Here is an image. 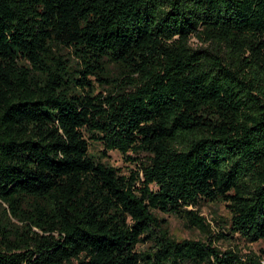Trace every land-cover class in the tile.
Segmentation results:
<instances>
[{
	"label": "trees",
	"instance_id": "16d2710c",
	"mask_svg": "<svg viewBox=\"0 0 264 264\" xmlns=\"http://www.w3.org/2000/svg\"><path fill=\"white\" fill-rule=\"evenodd\" d=\"M209 203L264 242V0H0V264H264Z\"/></svg>",
	"mask_w": 264,
	"mask_h": 264
},
{
	"label": "rangeland",
	"instance_id": "374dc122",
	"mask_svg": "<svg viewBox=\"0 0 264 264\" xmlns=\"http://www.w3.org/2000/svg\"><path fill=\"white\" fill-rule=\"evenodd\" d=\"M193 43L196 40L193 39ZM94 152L101 151L102 148L98 144H94L91 148ZM111 166L118 169L122 174L129 175L130 171L134 170V165L129 162L121 153L117 151H112L108 153V158L106 160ZM200 216L206 219V222L210 225L211 233L204 234L196 229L188 228L185 223L178 218L171 215L161 214L160 217L168 221L170 232L172 237L181 240H196L203 242H215L214 246L219 248L221 251L233 250L239 252L242 255L255 254L257 256L261 255V251L264 249V242L259 243H246L244 240L240 239L235 235L232 239L220 237V233L223 231L221 226L225 227L223 222L230 220V210L226 204H206L199 208Z\"/></svg>",
	"mask_w": 264,
	"mask_h": 264
}]
</instances>
